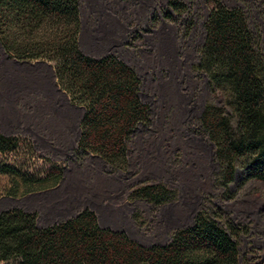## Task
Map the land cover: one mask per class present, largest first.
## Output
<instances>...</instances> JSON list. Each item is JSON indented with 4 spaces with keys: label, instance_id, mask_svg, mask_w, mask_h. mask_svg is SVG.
I'll return each instance as SVG.
<instances>
[{
    "label": "trees",
    "instance_id": "obj_1",
    "mask_svg": "<svg viewBox=\"0 0 264 264\" xmlns=\"http://www.w3.org/2000/svg\"><path fill=\"white\" fill-rule=\"evenodd\" d=\"M78 0H0V44L11 57L52 63L58 85L83 108L73 156L94 154L110 171H126L128 148L139 126H149V106L140 98L136 70L108 52L84 54L78 45ZM181 0H168L161 16L188 12ZM157 19L154 13L151 21ZM193 23L184 21L187 30ZM197 68L223 93L225 107L204 104L200 126L214 145L216 180L227 185L237 167L243 180L264 181V48L260 31L244 10L213 0L203 21ZM21 136L0 132V153L15 151ZM65 162L39 172L0 159V194L20 196L58 184ZM164 182L132 185L127 197L152 205L174 201ZM133 218L141 222L137 212ZM216 210H201L193 221L171 231L165 242L142 244L123 230L100 226L93 210L45 226L37 213L20 207L0 211V262L13 264H240L237 236L246 229Z\"/></svg>",
    "mask_w": 264,
    "mask_h": 264
},
{
    "label": "rangeland",
    "instance_id": "obj_2",
    "mask_svg": "<svg viewBox=\"0 0 264 264\" xmlns=\"http://www.w3.org/2000/svg\"><path fill=\"white\" fill-rule=\"evenodd\" d=\"M167 1L155 2L151 17L156 13L157 19L150 17L149 26L137 25L135 30L134 21H126L127 35L120 43L112 37L104 46L136 70L141 79L140 98L148 104L151 116L150 125L139 126L133 134L126 171H110L101 161L96 167L84 157L77 160L75 147L47 150L34 146L22 135L18 149L0 153V159L29 172L66 161L58 184L44 192L51 194L35 201L39 218L62 220L93 206L96 216L100 210L99 223L123 228L130 238L151 244L165 242L172 230L190 224L197 212L216 210L220 223L227 219L246 229L237 236L240 264H264V181L243 180L244 172L237 167L227 185L219 183L214 145L199 123L205 103L225 107L223 93L197 68L203 21L213 0H181L189 11L164 18L161 10ZM221 1L244 10L250 26L260 31L264 48V0ZM187 18L193 23L186 30ZM88 38L90 47H99ZM1 57L0 49V70H5ZM112 176L118 183H104L99 189L98 179ZM157 180L176 190L174 201L155 206L142 198L127 197L132 185ZM24 195L16 197L22 201ZM5 198L0 194V201ZM133 212L141 222L133 218Z\"/></svg>",
    "mask_w": 264,
    "mask_h": 264
},
{
    "label": "crops",
    "instance_id": "obj_3",
    "mask_svg": "<svg viewBox=\"0 0 264 264\" xmlns=\"http://www.w3.org/2000/svg\"><path fill=\"white\" fill-rule=\"evenodd\" d=\"M78 1L80 17L78 45L84 54L94 57L113 51L104 46L112 37L114 40L116 37L115 41L120 43L119 39L127 35L126 21H134V29L137 25L149 26L155 2L159 4V0ZM87 37L99 47H90L86 42ZM0 49L3 66L6 67L5 70H0V132L6 135L26 136L34 146L39 145L47 150L50 148L73 150L80 133L79 122L83 108L72 102L68 94L60 88L52 63L44 59H16L9 56L1 44ZM84 160L96 167L101 164L100 161L105 163L101 157L94 154L85 156ZM111 181L118 183L117 178L113 176L98 179L99 189L105 187L104 183ZM52 188L54 187L29 192L24 195L22 201L17 197L8 196L0 201V211L11 207L38 211L35 201L51 194L44 192ZM13 199L17 202L14 203ZM89 208L95 211L93 206ZM97 210L98 220L101 216L99 208ZM36 220L39 226L59 221L43 217H37ZM99 225L124 230L114 228L109 223L100 222Z\"/></svg>",
    "mask_w": 264,
    "mask_h": 264
}]
</instances>
